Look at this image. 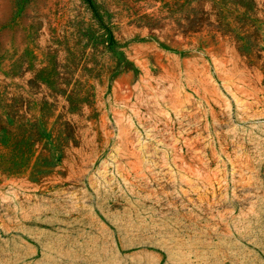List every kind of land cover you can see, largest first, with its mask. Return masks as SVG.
Returning <instances> with one entry per match:
<instances>
[{"label":"rangeland","instance_id":"1","mask_svg":"<svg viewBox=\"0 0 264 264\" xmlns=\"http://www.w3.org/2000/svg\"><path fill=\"white\" fill-rule=\"evenodd\" d=\"M0 264H264V0H0Z\"/></svg>","mask_w":264,"mask_h":264},{"label":"trees","instance_id":"2","mask_svg":"<svg viewBox=\"0 0 264 264\" xmlns=\"http://www.w3.org/2000/svg\"><path fill=\"white\" fill-rule=\"evenodd\" d=\"M88 3H91V0H86Z\"/></svg>","mask_w":264,"mask_h":264}]
</instances>
